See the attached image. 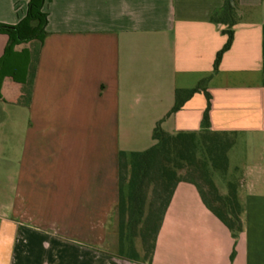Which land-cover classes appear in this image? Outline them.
<instances>
[{
  "label": "crops",
  "instance_id": "obj_1",
  "mask_svg": "<svg viewBox=\"0 0 264 264\" xmlns=\"http://www.w3.org/2000/svg\"><path fill=\"white\" fill-rule=\"evenodd\" d=\"M223 4L45 1L38 58L16 46L6 63L16 80L0 85V264H264V0H236L233 42L212 74L227 37L211 17ZM26 9L0 0V24ZM7 42L0 34V59ZM204 79L211 129L235 133L242 232L234 239L195 186L179 183L151 262H127L108 236L119 153L149 149L160 121L168 133L199 131L202 92L168 114L177 90Z\"/></svg>",
  "mask_w": 264,
  "mask_h": 264
},
{
  "label": "trees",
  "instance_id": "obj_2",
  "mask_svg": "<svg viewBox=\"0 0 264 264\" xmlns=\"http://www.w3.org/2000/svg\"><path fill=\"white\" fill-rule=\"evenodd\" d=\"M23 1L27 3L24 17L13 26L0 24V34L8 38L0 59V85L5 77L16 80L17 73L9 71L6 66L14 48L30 44L31 56L36 61L47 37L48 15L43 11L46 0ZM237 15L236 0H224L223 6L212 14V22L224 26L221 32L227 37L215 56L212 74L218 71L223 54L232 45ZM207 81L202 80L193 89L177 90L175 103L168 114L177 112L193 94L202 92L206 107L199 131L168 133L162 129L160 121L153 129L154 144L149 149L119 153L118 203L113 216L117 236L115 252L127 262H151L165 213L179 183L195 186L205 207L234 239L242 232L240 183L238 177L236 182L226 181L228 152L235 144V133L211 129V96L206 89ZM215 176L221 179V188L217 186Z\"/></svg>",
  "mask_w": 264,
  "mask_h": 264
},
{
  "label": "rangeland",
  "instance_id": "obj_3",
  "mask_svg": "<svg viewBox=\"0 0 264 264\" xmlns=\"http://www.w3.org/2000/svg\"><path fill=\"white\" fill-rule=\"evenodd\" d=\"M233 163H230L229 164V172H228V175L226 176V181L228 182H236L237 181V173L236 171L233 169ZM215 182L217 184V186L219 188H221L222 184H221V179L219 177H216L215 176ZM2 188H5V187H2ZM113 228H111V234H109V242L111 243L112 247H114V249H116V242H117V236H116V228H115V223H114V217H113V224H112ZM137 245L139 247V250H140V246H139V243L137 242Z\"/></svg>",
  "mask_w": 264,
  "mask_h": 264
}]
</instances>
